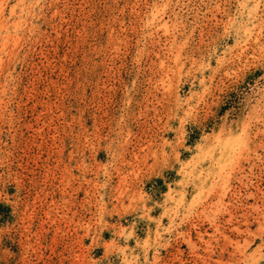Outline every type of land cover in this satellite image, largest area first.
<instances>
[{"label":"rangeland","instance_id":"obj_1","mask_svg":"<svg viewBox=\"0 0 264 264\" xmlns=\"http://www.w3.org/2000/svg\"><path fill=\"white\" fill-rule=\"evenodd\" d=\"M0 264H264V0H0Z\"/></svg>","mask_w":264,"mask_h":264}]
</instances>
